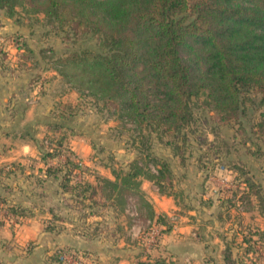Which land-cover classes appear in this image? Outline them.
Masks as SVG:
<instances>
[{"label":"clouds","instance_id":"9594fccd","mask_svg":"<svg viewBox=\"0 0 264 264\" xmlns=\"http://www.w3.org/2000/svg\"><path fill=\"white\" fill-rule=\"evenodd\" d=\"M10 24L0 27V264H264L232 244L237 210L264 232V133L243 120L209 127L203 145L189 138L183 164L153 134V175L139 144L116 138L118 120L67 107L55 72L17 67Z\"/></svg>","mask_w":264,"mask_h":264},{"label":"trees","instance_id":"16d2710c","mask_svg":"<svg viewBox=\"0 0 264 264\" xmlns=\"http://www.w3.org/2000/svg\"><path fill=\"white\" fill-rule=\"evenodd\" d=\"M20 1L0 0V9L9 17ZM26 2L49 19L68 16L75 37L82 28L98 35L97 50L73 52L54 71L71 88L112 103L121 120L163 132L179 129L187 121L188 98L200 90L218 109L234 111L240 91L255 88L264 109V0ZM260 116L264 122V111ZM149 155L143 153L141 163L160 174ZM260 240L264 246V233ZM244 252H254L253 245Z\"/></svg>","mask_w":264,"mask_h":264},{"label":"rangeland","instance_id":"374dc122","mask_svg":"<svg viewBox=\"0 0 264 264\" xmlns=\"http://www.w3.org/2000/svg\"><path fill=\"white\" fill-rule=\"evenodd\" d=\"M3 16L7 17L3 10ZM5 20L10 28L18 29L13 33L12 46L16 49V55L18 57L17 67H27L29 64L33 69L43 67L48 73L55 72L54 65L60 60H63L70 56L73 52H80L83 49L97 50L96 42L98 35L93 32L85 31L86 29H78L77 36L75 37L73 28L75 23L68 16L64 20H54L45 17L42 13L36 12L35 7L21 0L17 6L14 7L11 16ZM27 32L28 39L23 38V33ZM82 32V33H80ZM18 40V42H15ZM16 43H20L16 45ZM22 45V46H21ZM7 55V54H5ZM20 61H25L23 65ZM264 63V58L262 59ZM264 66V64H263ZM56 73V72H55ZM59 77V79H57ZM50 82H54L55 87L64 91L61 102L65 103L67 107L71 108L78 104H84L85 107L89 105H98L102 108V111L106 114V119H112L113 117L119 121V127L117 131V139L120 136L128 135L129 140L133 146L137 143L139 148L137 149L142 154L149 152L152 147L153 134L155 135L156 144L161 148H171L174 155L181 157L180 163H184L183 154L191 147L189 138L199 147L204 144V132L213 127L218 129L222 126H231V123L240 124L243 120L248 124V131L255 135L254 128L259 129L264 133V122L261 119L260 112L263 107L259 104L260 94L255 88L242 89L240 91V103L238 108L234 111H227L218 109L213 102L212 98L208 95L207 90L197 91L194 95L190 96L187 100L188 116L187 121L179 129L169 130L163 132L161 128H154L148 126L137 127L133 123L121 120L118 118L116 110L113 104L109 101L95 99L85 92H79L73 96L71 95V84L65 82V80L57 73L55 76H51ZM257 114H259L257 116ZM58 129H50L53 133H59L62 125L59 124ZM68 131H71L69 128ZM244 126L240 125L239 132L243 133ZM46 140L49 138L46 137ZM64 136L61 135L60 140L56 141V147H61V141ZM49 147H51V141L49 140ZM189 156L191 153L189 152ZM144 163V160H142ZM154 173V169L150 166ZM239 223L236 227L244 224L243 217L239 216L237 211ZM221 220L229 222L233 219L231 214L226 216H220ZM251 219V218H250ZM236 239L239 236L234 235ZM251 264V262H250Z\"/></svg>","mask_w":264,"mask_h":264},{"label":"crops","instance_id":"0c3cea01","mask_svg":"<svg viewBox=\"0 0 264 264\" xmlns=\"http://www.w3.org/2000/svg\"><path fill=\"white\" fill-rule=\"evenodd\" d=\"M2 12H3V10L0 9V27H4L5 25H7V22L5 20H8L7 17L3 16ZM5 138L7 139V137H5ZM6 218H7V215H6ZM219 218H220V216L217 217V219L221 220ZM193 222H195L194 218H193ZM236 228H237V231L239 232V239H236V237H234L232 244L235 245L237 243V240H239L238 246L252 244L254 252H247V253L244 252V254L245 255H248L249 253H251L253 255L259 254V255H257L258 259L259 260L264 259V246L261 244L262 242L260 240V235L263 234L264 232H262L259 227H257L255 229V231H253L252 225L245 224V223L236 227ZM245 233H247V234H245ZM233 235H235V233ZM253 236L256 237L255 240L253 239ZM247 239H249V240H247ZM227 250L231 254L232 249L229 247V248H227ZM185 264H192V262L189 260H186Z\"/></svg>","mask_w":264,"mask_h":264}]
</instances>
